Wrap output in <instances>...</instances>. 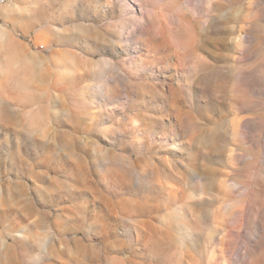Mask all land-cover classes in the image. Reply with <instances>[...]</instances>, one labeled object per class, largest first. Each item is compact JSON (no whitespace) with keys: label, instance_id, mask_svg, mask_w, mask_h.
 <instances>
[{"label":"rangeland","instance_id":"374dc122","mask_svg":"<svg viewBox=\"0 0 264 264\" xmlns=\"http://www.w3.org/2000/svg\"><path fill=\"white\" fill-rule=\"evenodd\" d=\"M0 264H264V0H0Z\"/></svg>","mask_w":264,"mask_h":264}]
</instances>
